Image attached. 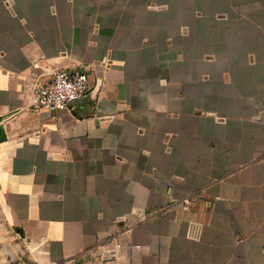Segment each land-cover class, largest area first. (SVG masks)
Masks as SVG:
<instances>
[{"label": "crops", "instance_id": "0c3cea01", "mask_svg": "<svg viewBox=\"0 0 264 264\" xmlns=\"http://www.w3.org/2000/svg\"><path fill=\"white\" fill-rule=\"evenodd\" d=\"M0 264H264V0H0Z\"/></svg>", "mask_w": 264, "mask_h": 264}, {"label": "built area", "instance_id": "2783aa9c", "mask_svg": "<svg viewBox=\"0 0 264 264\" xmlns=\"http://www.w3.org/2000/svg\"><path fill=\"white\" fill-rule=\"evenodd\" d=\"M88 75L86 68L73 72H47L34 63L22 93L26 107L33 111L49 113L65 111L71 104L83 98L87 92ZM195 196L182 200L188 208L195 202Z\"/></svg>", "mask_w": 264, "mask_h": 264}]
</instances>
